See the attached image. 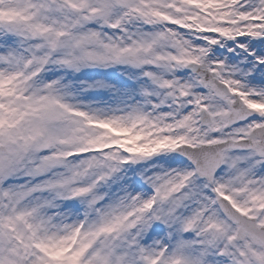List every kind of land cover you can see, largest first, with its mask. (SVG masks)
I'll list each match as a JSON object with an SVG mask.
<instances>
[{
	"label": "snow or ice",
	"instance_id": "snow-or-ice-1",
	"mask_svg": "<svg viewBox=\"0 0 264 264\" xmlns=\"http://www.w3.org/2000/svg\"><path fill=\"white\" fill-rule=\"evenodd\" d=\"M0 264H264V0H0Z\"/></svg>",
	"mask_w": 264,
	"mask_h": 264
}]
</instances>
